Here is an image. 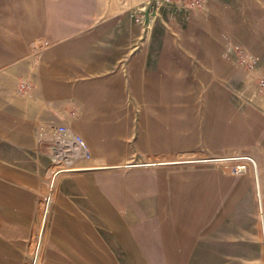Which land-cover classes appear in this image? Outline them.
<instances>
[{"label": "rangeland", "instance_id": "rangeland-1", "mask_svg": "<svg viewBox=\"0 0 264 264\" xmlns=\"http://www.w3.org/2000/svg\"><path fill=\"white\" fill-rule=\"evenodd\" d=\"M145 1L0 0V52L22 46L0 71L25 62L36 71L53 46L85 34L73 24L133 22ZM201 3L147 8L141 56L101 76L102 89L81 77L86 97L62 100L58 124L91 153L75 167L110 168L62 173L50 185L55 167L46 166L39 252L43 212L18 227L0 219V264H264L256 169L234 160L257 162L264 201V0Z\"/></svg>", "mask_w": 264, "mask_h": 264}, {"label": "crops", "instance_id": "crops-1", "mask_svg": "<svg viewBox=\"0 0 264 264\" xmlns=\"http://www.w3.org/2000/svg\"><path fill=\"white\" fill-rule=\"evenodd\" d=\"M73 26L87 27L85 34L73 35L75 39L53 46L36 71L31 72L32 64L26 62L20 64L19 70L0 71V219H11L15 223L16 220L37 219L39 212H43L37 238L45 215L46 166H52L47 150L54 141L53 128L64 126L72 132L69 127L58 124L62 100L86 97L87 88L77 85L85 81L81 77L95 76L93 88H100L105 83L101 76L111 69L119 70L126 57L135 58L142 53L141 29L134 21L83 19ZM10 43L6 52H0V66L7 58L5 55L21 52V42ZM22 82L29 86L26 94L19 91ZM26 123L41 124L52 130L50 133L31 130L24 125ZM94 168L102 167L78 168V171ZM23 225L15 223V227ZM42 232L43 238L44 228Z\"/></svg>", "mask_w": 264, "mask_h": 264}, {"label": "built area", "instance_id": "built-area-1", "mask_svg": "<svg viewBox=\"0 0 264 264\" xmlns=\"http://www.w3.org/2000/svg\"><path fill=\"white\" fill-rule=\"evenodd\" d=\"M201 1L202 0H146L145 4L130 16L136 24L142 26L146 19L145 12L149 10L147 8H154L157 10L161 6H169L171 9L174 7L177 9L183 7V9L193 10L202 5ZM235 54L237 59H240L241 64L250 68L253 66L254 61L249 60L250 58L248 59L247 54L241 52L238 47H235ZM258 84L260 87H264V79L259 77ZM19 90L22 94H26L29 90L28 84L23 82L20 83ZM53 131L54 141L47 150L50 163L55 167L52 177L73 171L76 169V164L81 161L91 160L88 144H86L85 140L80 135L70 132L64 126H57L53 128ZM246 157L247 158L237 161L255 166L253 160L248 156ZM245 164L241 165L244 166ZM239 166L237 167V173H240Z\"/></svg>", "mask_w": 264, "mask_h": 264}, {"label": "bare ground", "instance_id": "bare-ground-1", "mask_svg": "<svg viewBox=\"0 0 264 264\" xmlns=\"http://www.w3.org/2000/svg\"><path fill=\"white\" fill-rule=\"evenodd\" d=\"M244 158H247V157H242V156H240L239 158L238 157H234V160H240V159H244ZM222 160H224V159H221V158L218 157L216 159H213L212 161L217 162V161H222ZM207 161H210V160H207ZM253 162H254V165H255L253 167H255V169H256V174H254V180H255L254 181V186H255V189H256V200H257V205H258V219H259V223H260V232L259 233H261V240H262L263 252H264V201L262 199L261 191H260V179H259V176H258L257 162L254 161V160H253ZM239 168H240V173H242L245 170V167L239 166ZM78 170L79 169L76 168L73 171H78ZM56 177L57 176L51 177L52 179H51L50 182H53V184H54V180H55ZM46 206H47V204H46ZM46 206H45V215H44V218H43V224H42L41 231H40V233L38 235L37 242H36V244H39L38 252H39L40 243H41V240H42V233H43L42 231H43V228H44V224L46 222L45 221L46 212H47V207Z\"/></svg>", "mask_w": 264, "mask_h": 264}]
</instances>
